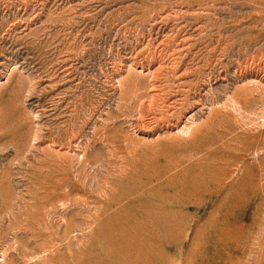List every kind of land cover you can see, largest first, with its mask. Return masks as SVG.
<instances>
[{
  "label": "rangeland",
  "instance_id": "obj_1",
  "mask_svg": "<svg viewBox=\"0 0 264 264\" xmlns=\"http://www.w3.org/2000/svg\"><path fill=\"white\" fill-rule=\"evenodd\" d=\"M0 264H264V0H0Z\"/></svg>",
  "mask_w": 264,
  "mask_h": 264
},
{
  "label": "bare ground",
  "instance_id": "obj_2",
  "mask_svg": "<svg viewBox=\"0 0 264 264\" xmlns=\"http://www.w3.org/2000/svg\"><path fill=\"white\" fill-rule=\"evenodd\" d=\"M163 67V66H162ZM171 68H172V66H171ZM159 69V68H158ZM157 70V69H156ZM161 70H163V68H161ZM157 73H158V71H156ZM161 72V71H160ZM171 73V72H170ZM155 74V73H154ZM166 75V74H165ZM167 76V75H166ZM153 84V83H152ZM149 86V85H148ZM152 86V85H151ZM162 87V86H161ZM155 89H157L156 87H155ZM159 96V95H158ZM154 97V96H153ZM157 97V96H156ZM148 98V97H147ZM160 99V98H159ZM198 101H200V100H198ZM141 103V102H140ZM178 104V103H177ZM152 105V104H151ZM154 105V104H153ZM168 106V105H167ZM156 107V106H155ZM172 107V106H171ZM153 108V107H152Z\"/></svg>",
  "mask_w": 264,
  "mask_h": 264
}]
</instances>
